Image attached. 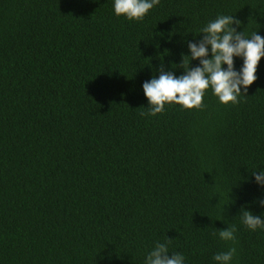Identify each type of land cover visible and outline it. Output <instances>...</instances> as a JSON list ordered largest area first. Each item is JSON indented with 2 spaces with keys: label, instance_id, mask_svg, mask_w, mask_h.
Here are the masks:
<instances>
[{
  "label": "trees",
  "instance_id": "obj_1",
  "mask_svg": "<svg viewBox=\"0 0 264 264\" xmlns=\"http://www.w3.org/2000/svg\"><path fill=\"white\" fill-rule=\"evenodd\" d=\"M220 16L264 38V0H160L140 21L114 0H0V264H147L157 244L264 264L241 212L264 220V58L238 103L210 87L200 109L140 115L143 84L201 66L189 44Z\"/></svg>",
  "mask_w": 264,
  "mask_h": 264
},
{
  "label": "clouds",
  "instance_id": "obj_2",
  "mask_svg": "<svg viewBox=\"0 0 264 264\" xmlns=\"http://www.w3.org/2000/svg\"><path fill=\"white\" fill-rule=\"evenodd\" d=\"M160 0H114V11L117 16H126L129 21H140ZM238 20L229 16H220L202 29L204 40L199 46L189 44L191 61L199 60L201 66L185 68L184 75L177 78L173 73L160 70L159 78L143 84L144 93L149 100L148 112L141 116H156L165 110L166 104H178L185 109H200L203 107L205 92L211 87L219 101L228 105L238 103V96L244 93L257 80V68L264 58V38L253 33L251 38H245L237 32L234 24ZM209 46L211 58L209 57ZM234 57H243L244 65L240 72L235 70ZM183 61V65H184ZM227 65V70L224 65ZM259 173V174H257ZM256 181L264 186V170L253 171ZM264 204V201H260ZM242 222L250 230L264 228V220L251 211L242 209ZM235 226L220 230L219 237L224 241H234ZM236 254L235 247L229 251L217 254L214 259L218 264H230ZM147 264H184L183 255L177 253L169 257L165 244H157L149 254Z\"/></svg>",
  "mask_w": 264,
  "mask_h": 264
}]
</instances>
